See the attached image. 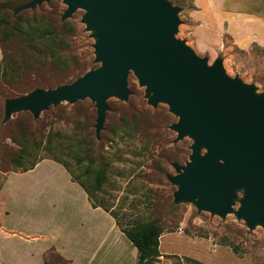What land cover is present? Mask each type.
Segmentation results:
<instances>
[{
  "label": "rangeland",
  "instance_id": "rangeland-1",
  "mask_svg": "<svg viewBox=\"0 0 264 264\" xmlns=\"http://www.w3.org/2000/svg\"><path fill=\"white\" fill-rule=\"evenodd\" d=\"M29 1L0 0V185L5 172L21 170L17 163L25 168L42 159L56 160L93 193L97 204L115 215L122 228L142 222L161 228L157 264H183L184 258L203 264H264V225L249 227L236 215L243 189L235 190L224 216L199 210L193 200L175 198L178 185L171 177L190 162L193 141L178 138L173 129L178 117L164 103L150 104L151 94L132 70L126 78V99L106 98L97 134L95 102L88 97L50 105L36 116L23 109L6 116L7 102L71 85L101 65L94 31L82 20L84 10L78 8L62 20L67 5L50 0L13 13ZM167 1L177 9L174 39L206 59L207 66L221 61L227 79L251 87L264 100V50L248 44L249 28L263 21L242 20L238 14L252 8L263 15V0ZM36 21L60 32L50 48L33 46L24 36ZM261 116L264 119V109ZM262 125L264 131V120ZM204 153L202 149L200 155ZM100 170L105 180L95 190L92 185ZM41 183L42 220L61 224L70 212L68 220L75 222L83 203L69 197L57 180ZM76 232L75 228L73 235Z\"/></svg>",
  "mask_w": 264,
  "mask_h": 264
},
{
  "label": "water",
  "instance_id": "water-1",
  "mask_svg": "<svg viewBox=\"0 0 264 264\" xmlns=\"http://www.w3.org/2000/svg\"><path fill=\"white\" fill-rule=\"evenodd\" d=\"M50 0H30L14 14ZM64 20L76 9L94 31L96 60L101 65L67 86L37 91L9 101L5 114L28 110L34 116L50 105L88 97L95 102V132L104 121L108 96L126 99L132 70L140 86L178 117V138L192 139L190 162L171 177L177 200H193L199 210L224 216L235 190L244 196L236 215L249 227L264 225V100L251 87L223 75L221 61L206 59L174 39L177 9L167 0H62ZM204 149L205 153L200 155Z\"/></svg>",
  "mask_w": 264,
  "mask_h": 264
},
{
  "label": "crops",
  "instance_id": "crops-1",
  "mask_svg": "<svg viewBox=\"0 0 264 264\" xmlns=\"http://www.w3.org/2000/svg\"><path fill=\"white\" fill-rule=\"evenodd\" d=\"M238 14L242 20L263 21L249 28L251 39L248 44H256L264 50V13L257 15L248 8ZM3 176L0 185V264L136 263L137 250L115 220L101 208L91 207L84 190L59 163L42 159L30 170H8ZM44 180L59 181V187L69 197L83 203L82 214L75 222L68 220L70 212L66 215L67 221L61 224L42 220L39 194ZM49 201L53 203L51 197ZM91 215L97 219L90 220ZM75 228L78 232L73 235Z\"/></svg>",
  "mask_w": 264,
  "mask_h": 264
},
{
  "label": "trees",
  "instance_id": "trees-1",
  "mask_svg": "<svg viewBox=\"0 0 264 264\" xmlns=\"http://www.w3.org/2000/svg\"><path fill=\"white\" fill-rule=\"evenodd\" d=\"M26 31L24 33L25 34L24 36L27 37V40L33 46L41 45L45 48H50V43L56 42V39L60 35V32L57 31L52 25L46 26L44 25V23L40 21H36L35 23H33V25L29 26ZM20 152L22 153L24 152V150L21 149ZM17 161L19 162V160ZM17 164L18 165H15L17 169L19 168L22 171H27L32 169L33 166L36 164V162L34 164L26 166L25 168H23L21 163H17ZM71 178L84 190L92 208H101L105 212H108L106 208L96 203L95 196L93 195V193L89 192V189L83 183L79 182L73 176ZM104 180H105L104 170L98 171L92 187L95 188V190L100 189ZM110 215L113 217L116 224L119 226L121 232L136 248L137 258L135 264H157V258L160 256L158 247H159V237L162 234L161 228L154 222L136 223L129 227L122 228L119 222L117 221L115 215L113 214ZM183 261H184L183 264H203L200 263L199 261L190 258H184Z\"/></svg>",
  "mask_w": 264,
  "mask_h": 264
}]
</instances>
